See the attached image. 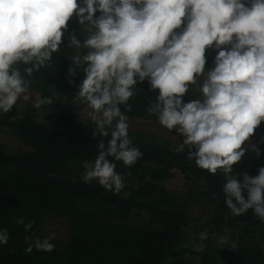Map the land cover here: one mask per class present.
<instances>
[{"label": "clouds", "instance_id": "9594fccd", "mask_svg": "<svg viewBox=\"0 0 264 264\" xmlns=\"http://www.w3.org/2000/svg\"><path fill=\"white\" fill-rule=\"evenodd\" d=\"M74 15L87 33L83 41L69 38L70 47L86 50L71 57L83 71L74 97L86 103L92 135L100 137L97 155L82 164V180L116 193L125 187L115 161L131 166L142 152L121 106L129 110L137 84L147 81L158 92L146 112L175 130L177 151L210 174L222 171L233 216L252 209L264 222V166L255 177L233 170L246 145L261 155L249 140L264 121V0H0V113L29 92L26 76L60 52ZM206 49L216 51L208 69ZM190 86L198 95L185 100ZM16 223L28 231L34 221L21 216ZM54 235L32 240L25 251H52ZM207 237L199 233L201 241ZM9 239L0 228V245Z\"/></svg>", "mask_w": 264, "mask_h": 264}, {"label": "trees", "instance_id": "16d2710c", "mask_svg": "<svg viewBox=\"0 0 264 264\" xmlns=\"http://www.w3.org/2000/svg\"><path fill=\"white\" fill-rule=\"evenodd\" d=\"M70 34L81 41L87 34L75 15L68 22L61 48L72 49ZM205 55L208 69L216 51L206 49ZM69 71L76 75L70 76ZM82 78V66L72 64L71 57L60 52L53 53L51 61L26 76L30 84L26 94L32 99L0 113V228H6L10 236L7 244L0 245V264H190L186 257L196 254V242L189 239L186 228L189 210L195 206L211 207L212 233L229 240L203 248L201 264H264V222L252 209L233 216L223 200L222 171L213 175L198 168L186 151H177L179 141L171 146L154 134L129 131L142 156L131 166L115 161L125 187L116 193L95 180H82V164L95 158L100 139L92 135L94 122L80 119L79 109L86 103L74 96ZM157 92L147 81L140 82L128 102L130 109L121 106V110L129 119L158 122L146 112ZM197 95L190 86L185 100ZM37 99L51 102L36 108ZM9 134L22 149L9 151L2 139ZM262 136L264 121L250 138L261 155L256 157L246 145L245 156L233 166L234 174L258 175L264 166ZM176 172L183 175L186 192L167 186ZM21 216L25 222L34 221L31 230L16 223ZM51 218L65 222L66 241L49 252L35 248L26 252L28 243L46 229Z\"/></svg>", "mask_w": 264, "mask_h": 264}, {"label": "rangeland", "instance_id": "374dc122", "mask_svg": "<svg viewBox=\"0 0 264 264\" xmlns=\"http://www.w3.org/2000/svg\"><path fill=\"white\" fill-rule=\"evenodd\" d=\"M60 54L65 55L67 57H72L73 55H82L83 49H68V48H61ZM30 99V94H23L22 97L18 100L17 103L24 106L26 105ZM88 108L87 105L81 106L79 109L80 119L81 121H88L90 118L87 115ZM40 117H43V114H40ZM129 131H133L135 129L145 131L150 134L156 135L158 138H162L170 142L171 146H175L178 143V140L173 136L176 135L175 130L170 132L166 129H163L162 126L159 125L158 122L148 121L144 119H129ZM6 144L8 145L9 151L19 150L22 149L21 143L18 139L13 135L9 134L8 136H4L2 138ZM249 143H252V140H249ZM167 186L169 189H172L177 192H186L187 183L183 178V175L179 172H176L173 177L168 181ZM211 207H191L189 210L188 215L190 216V224L187 226V234L189 239H192L196 242V246L193 248V251L196 254H191L186 257L187 261L190 264H201V256L199 253L202 252V249L208 246L209 243L212 242L213 245L215 244H223L225 242H229L228 237H219L216 234L212 233V226L209 223L211 219ZM205 225V228H204ZM67 227L63 220L58 218H51L47 224V227L44 231L37 234L33 237L36 238H45L50 234H55L52 243L55 246L64 243L67 239ZM207 232L208 237L207 239L201 241L199 239V233ZM215 243V244H214Z\"/></svg>", "mask_w": 264, "mask_h": 264}]
</instances>
